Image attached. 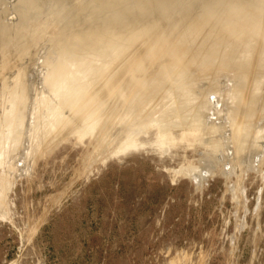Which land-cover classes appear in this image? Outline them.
<instances>
[{"label": "rangeland", "instance_id": "obj_1", "mask_svg": "<svg viewBox=\"0 0 264 264\" xmlns=\"http://www.w3.org/2000/svg\"><path fill=\"white\" fill-rule=\"evenodd\" d=\"M252 39L264 45V0H0V118L32 115L29 131L62 114L9 144L11 160L33 149L0 220V264H264V137L233 120L241 134L264 127V66L246 89L230 67ZM106 63L165 104L191 90L195 116L161 131L160 103L138 124L149 141L111 155L122 142L100 141L109 126L58 101ZM175 69L182 82L162 94Z\"/></svg>", "mask_w": 264, "mask_h": 264}, {"label": "bare ground", "instance_id": "obj_2", "mask_svg": "<svg viewBox=\"0 0 264 264\" xmlns=\"http://www.w3.org/2000/svg\"><path fill=\"white\" fill-rule=\"evenodd\" d=\"M254 33H256V32H254ZM248 37H249V35L247 36V38ZM240 39H239V41H240ZM254 39H255V37H254ZM254 39H252L253 41L252 40L247 41V44L245 46H243L242 48H240V50L238 51V54H237L238 59L235 60V62L233 63L232 66H230V67H232L234 73L242 75L241 77L245 83V86H243L242 89L249 88L248 86L250 85L249 83L251 82V79H252L251 74L253 73V71L260 69L262 66H264V61L261 60V58L264 57V45L261 44V41H255ZM204 42H201L200 44H202ZM243 43H242V45H243ZM262 43H264V42H262ZM200 44H198V45H200ZM217 44H219V43H217ZM234 44L236 45V43H234ZM202 46H204V45L202 44ZM204 47H206V45ZM232 47H233V45H232ZM233 48H235V47H233ZM233 48L231 51L234 52ZM89 58H91V57H89ZM106 64H107L106 66L103 65L104 66L103 68L101 67L102 69L99 68L100 71H98V72L102 71L101 72L102 75L95 74V71L93 72L92 70L89 71L90 72L89 74H86L85 72L82 73V75H81L82 78H89L91 76L93 78L95 75L96 78H93L91 80V82L90 81L84 82V79L82 81V80H80L79 77H77L73 81L80 80V82H78L79 84L76 83L77 85L74 84V86H73L74 82L72 81L71 84L65 85L63 90L60 91V93L58 94V97H59L58 101L61 102V104L64 106L65 110L67 109L70 113H72L71 115L74 114L75 117L77 115H84V114L87 115V117L89 118L90 121H94L93 124H94L95 128H98L100 126V124H104L106 127L109 126L106 129L107 130L106 133L102 129L104 131L105 137L101 138L100 141H105L106 144H113V145L117 144L118 141L122 142L120 145L112 148V150H111V155H117L120 153V151L122 153L123 152L125 153L126 151L128 152V151H130V149L143 146L144 143L149 141V136H150L149 134L151 132L150 129L148 131L149 134H147L148 135L147 139H140L138 133L140 131H142L143 128L138 124L140 121H142L144 119V117L146 115H148L150 112L157 109L159 107L160 103H164L166 101V100H164L165 96H162V94H166L167 91H170L169 88H171L170 87L171 84L174 85L175 83H181L182 82V81L178 80L179 77L182 78V76H181L182 71H178L177 69H175L177 71L173 70L175 73L172 72L174 74V77L171 76V77L165 78L164 79L165 81L160 80L158 82L159 86L157 87V89L158 90L164 89L163 90L164 92H162V94H161L162 97L157 100V99H154V96L156 94H154V93L152 94V92L150 93L149 90L146 91L144 93V95H142L144 89L141 88V84L144 81H141V80L137 81V83L141 82V84L133 86V85H135L133 83V76L128 75V74H124L126 72L121 74L122 72L119 73L115 70L110 71V69H113V67L111 68V66H110L109 67L110 69L106 68V67H108V65L110 63H106ZM244 68H246L247 71H245ZM219 71H220V69H219ZM78 72H80V70L77 71V73ZM253 74H255V73H253ZM87 75H91V76H87ZM180 85H179V87H177L178 89L181 88ZM155 89H156V87H155ZM180 91H181V89L177 90L176 95L172 92H169V96L170 95L172 96L174 94V98L170 99L168 104L164 103L163 105H160V107H162L160 109L164 110V111L159 112V113H161V116H159L160 114L158 115V117H161V118H158V120L161 123L159 130H161V131L163 129L166 130V127H168L170 125L172 120H176L177 122H180L187 117L195 116V114H196L195 112L187 113V110H190V108H192L191 102H188V101H190V99L195 98L196 95H194L191 90H190L191 92L189 90H187V92L185 94L182 92L180 93ZM159 93H160V91H159ZM230 94H232V93H230ZM241 94H243V91L240 92V89H238L237 93L234 92L232 95L237 96V95H241ZM217 95H219V94L216 93V96ZM218 104H221V102L215 103V104L213 102V110L215 112H217V111L221 112V108L218 110L217 107H215ZM58 106L59 107H53V108L49 109V111H47L45 113L43 112L44 115L48 114V120H46V121H47V124L49 125V127H47V128L45 125L44 126L42 125L43 127H41V129L38 126L39 128L37 127L35 130L31 129V130L27 131L26 128H28L29 126L28 127H24V126L26 124L27 116H29L28 114L25 115V118L22 116L21 120H17L16 122H12L10 119H8L6 114H5L6 117L4 116L5 117L4 119H1L2 117L0 118V220L3 219L4 217H6V214L8 213L7 212V196H8L10 189L13 186L14 177L16 176V173H19L18 172L19 170H22L23 168L27 169V166H28L27 165L28 164L27 159H30V157L32 155L31 154L32 149H33L32 146H27L26 141H24V143L22 142L23 150L21 148L22 151L17 150L16 153L13 151L15 153V155L13 156V158L11 160L12 150H10L11 148H8L9 144L14 145L15 141L18 140L17 136L22 134V133L25 134L26 136L33 134V133L35 135H37L38 132L40 131L42 134V135H40V137H41L43 135H46V133H48V132L55 131L57 129L56 127H57V124L59 121L58 118L60 116H62V114H60V105H58ZM41 111H42V109H41ZM210 111H212V108ZM253 111H255V110H253ZM251 113H249V114H251ZM39 115H41V114H39ZM29 117H32V115ZM71 117H73V116H71ZM37 119H39V118H36V120ZM92 119H95V120H92ZM205 119H207V118H205ZM36 120H34V122ZM40 120H39V122H40ZM233 120H234V122L236 121V123L238 125L236 127V131L238 132L237 134L247 136V137L249 136L252 139H257L260 136L264 137V134H261L262 131H264V127L256 128V130L257 129L258 130L257 131L255 130L256 132L254 131V133L250 134V135H248L249 133L248 134H246V133L241 134L239 132V130L245 129V127L247 125L245 123V119H243V118L242 119L241 118L235 119V117H234ZM201 121L202 120H199L200 123H201ZM204 121L207 122L206 120H204ZM147 122H148V120H147ZM11 126H13V127L11 128ZM142 126L144 127V125H142ZM232 128L234 129L235 126L233 125ZM21 130H22V133L20 132ZM123 130H125V136L122 139H119L116 141V137H118L119 133ZM226 130H227V128H226ZM228 130L231 132L230 129H228ZM252 132H253V130H252ZM231 136H232V134H231ZM237 136H239V135H237ZM156 137H157V135H156ZM39 140H41V138ZM156 140H157V138H156ZM238 140H239V138H238ZM238 140H236L235 142H237ZM152 141H153V139H152ZM16 143L14 146H16V148H17ZM262 143H264V141H262ZM18 145H19V143H18ZM33 146H34V144H33ZM39 146H40V144H39ZM11 147H13V146H11ZM36 147H38V146L36 145ZM16 148H14V149H16ZM7 158H9V159H7ZM101 162H102V160H101ZM181 170H183V171L186 170V167H183ZM181 170H180V172H181ZM189 174H190V176H193L194 174L198 175V173L197 172L195 173V171L194 172L190 171ZM17 175L19 176V174H17Z\"/></svg>", "mask_w": 264, "mask_h": 264}, {"label": "water", "instance_id": "obj_3", "mask_svg": "<svg viewBox=\"0 0 264 264\" xmlns=\"http://www.w3.org/2000/svg\"><path fill=\"white\" fill-rule=\"evenodd\" d=\"M8 20L9 21H13L14 20V14L13 13L9 14ZM103 37H104V35H103Z\"/></svg>", "mask_w": 264, "mask_h": 264}]
</instances>
